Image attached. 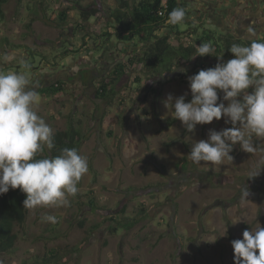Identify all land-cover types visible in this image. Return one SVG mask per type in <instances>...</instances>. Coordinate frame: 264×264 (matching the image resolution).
<instances>
[{
    "label": "rangeland",
    "instance_id": "rangeland-1",
    "mask_svg": "<svg viewBox=\"0 0 264 264\" xmlns=\"http://www.w3.org/2000/svg\"><path fill=\"white\" fill-rule=\"evenodd\" d=\"M102 1L114 8L118 3ZM185 1L193 13L205 10L208 18L203 27L207 30L241 36L248 42L264 34V0L250 13L251 5L244 0L239 6L236 0H228L230 6L222 5L221 0ZM101 3L8 0L0 7V70L26 73L33 85H38L36 111L53 133L66 131L70 119L74 121L82 137L80 154L87 157L89 166L78 193L69 197L70 206L29 210L25 226L15 227L18 238L14 252L0 255V264H54L44 262L51 250L61 253L63 259L58 264H235L231 242L242 239L245 230L264 227V139H253L258 148L254 154L237 144L230 153L233 160L197 165L188 156L194 143L207 140L211 130L232 125L221 118L197 125L190 133L173 118L174 109L166 107L180 96L191 101L189 77L233 58L223 55L221 61L209 55L182 59L155 76L141 65L133 67L117 83L122 102L117 97L114 107H108L96 99L94 81L99 71L106 73L117 63L127 62L132 52L114 42L99 55L92 49L86 55L60 57L65 45L77 48L82 42L85 29L76 32L74 28L85 10H97L86 23L92 36L87 38L91 44L101 40L97 38L105 24ZM67 8L70 26L59 28L56 20L48 19L57 18ZM249 15L250 26H245V16ZM230 17L235 18L234 24H230ZM178 29L187 31L189 26L183 22ZM202 31L198 28V33ZM4 38L10 42L9 50ZM13 45L20 48L13 49ZM29 49L48 59L29 57ZM8 54L15 57L13 62L3 61ZM28 62H34L33 67L21 68ZM57 81L65 84L63 91L57 95L41 93ZM223 95L219 93L218 103L227 106ZM259 169L260 174L251 177ZM243 186L249 192L244 200L240 195ZM93 194L96 207L89 205ZM122 209L126 210L124 216L149 217L129 231L119 229L111 235L109 227L114 223L109 218ZM48 215L55 216L57 222L43 220ZM97 224L100 227L92 230Z\"/></svg>",
    "mask_w": 264,
    "mask_h": 264
},
{
    "label": "clouds",
    "instance_id": "clouds-1",
    "mask_svg": "<svg viewBox=\"0 0 264 264\" xmlns=\"http://www.w3.org/2000/svg\"><path fill=\"white\" fill-rule=\"evenodd\" d=\"M185 16V9L177 7L168 14L166 22L176 26L184 22ZM250 34L255 35L251 30ZM228 49L234 54L233 59L189 77L190 102H186L185 95L166 104L174 109L173 118L180 120L190 133L197 125L221 118L232 125L221 131L211 130L207 140L194 143L188 156L197 165H220L233 160L230 153L237 144L254 154L258 148L253 139H264V39L233 43ZM215 53L210 42H203L192 58L212 55L222 61L223 55ZM14 60L11 54L3 57L5 62ZM37 86L26 73L0 70V195L19 189L26 194L23 204L29 210L70 206L69 197L76 196L79 182L89 171L88 160L76 148H64L56 156L44 155L45 149L51 153L55 148L54 133L36 111ZM220 92L223 100L229 102L227 106L218 103ZM169 100L173 98L169 96ZM261 169L251 177L258 176ZM240 195L242 200L248 199L245 186ZM43 220L57 222L52 215ZM231 243L235 264H264V227L245 230L242 239Z\"/></svg>",
    "mask_w": 264,
    "mask_h": 264
},
{
    "label": "trees",
    "instance_id": "trees-1",
    "mask_svg": "<svg viewBox=\"0 0 264 264\" xmlns=\"http://www.w3.org/2000/svg\"><path fill=\"white\" fill-rule=\"evenodd\" d=\"M116 7H111L109 4L104 3L101 0L105 16L104 29L98 32L97 38L101 39L99 42L91 44L92 40L88 39L92 36L86 31V23L92 17H95L97 10L83 11L81 13V23L78 28H74L75 31L79 29H85L82 34V42L77 48L64 47V51L60 54V57L65 59L70 55L83 54L86 55L88 51H95V54H101L108 45L116 42L120 45H124L128 48V52H132L128 61L117 63L109 72L99 71V78L94 81L96 88V99L103 102L108 107H114L117 97L122 102V98L119 97V90H117V83L123 76L130 73L131 68L141 65L144 67L150 75L155 76L162 72H167L176 61L182 59H192L196 54V47L203 42H210L215 48V54H222L226 57L234 58L228 48L233 43H250L244 39L238 38L233 34H222L212 30H207L203 27L204 22L207 21L208 15L205 10H201L193 13L190 5L185 0H167L164 4L163 0H115ZM8 0H0V7L6 4ZM177 7L185 9L186 16L184 23L188 24L189 29L181 32L178 29V25L173 26L168 24V14ZM70 8L60 11L57 18H48L50 21L56 20V26L63 28L70 26L69 20ZM1 16L3 15L0 10ZM38 16L32 18L27 24L28 28H31L33 22ZM180 25V24H179ZM198 28H202L203 31L198 33ZM73 30V28H70ZM88 36V38H87ZM186 38L187 42H184ZM260 39H264V34ZM5 39V46H9V40ZM93 39V38H92ZM97 40V39H96ZM10 47V46H9ZM13 49H19L20 46H11ZM9 50V48L7 49ZM29 57L48 59V57L36 50L29 49ZM198 57V56H196ZM195 57V58H196ZM207 57V56H205ZM210 57V56H209ZM33 63H27L21 66V68L33 67ZM85 73V72H84ZM95 73V72H94ZM96 74V73H95ZM82 77H86L82 74ZM62 81L52 83L48 87L42 88L43 94L57 95L65 89ZM68 129L66 131H56L54 133L55 148L48 152L45 150L44 155L56 156L60 154V151L64 148H76L80 154V147L82 144V137L78 128L75 126L74 121L70 119L68 122ZM82 182H79L80 185ZM26 194L19 189H10L6 194L0 195V255L11 254L14 252L17 242V234L15 233V227L19 226L23 228L27 222L29 209L24 208V200ZM89 205L96 207V197L91 195L89 199ZM143 210L142 213H144ZM125 209L121 212L109 218L110 222L114 225L109 227L111 235L119 231V229L131 230L138 225L142 219L149 216H137L134 218L124 216ZM100 227L97 224L92 227V230H96ZM77 249V248H76ZM71 253V252H70ZM62 255L58 250H51L50 257L44 259L45 263L58 264L62 260Z\"/></svg>",
    "mask_w": 264,
    "mask_h": 264
},
{
    "label": "flooded vegetation",
    "instance_id": "flooded-vegetation-1",
    "mask_svg": "<svg viewBox=\"0 0 264 264\" xmlns=\"http://www.w3.org/2000/svg\"><path fill=\"white\" fill-rule=\"evenodd\" d=\"M237 1V3H236V5H240V0H236ZM244 1H246V2H248V3H250V8H249V13L250 12H254V6H256L258 3H259V0H250V1H248V0H244ZM221 3H222V5H226V6H230L231 4L228 2V0H221ZM230 4V5H229ZM222 5H219V6H222ZM218 6V7H219ZM217 7V8H218ZM214 9V10H218V9ZM257 8V7H256ZM213 10V11H214ZM215 14H217V13H215ZM228 16H229V14H227L226 15V17H224L225 19H227L228 18ZM250 19H251V17H250V15L249 16H245V20L247 21V23H244L245 24V26H250V24H249V21H250ZM229 22H230V24H234L235 23V18L234 17H230V19H229ZM237 23H239V22H237ZM238 38H241V39H243L241 36H239Z\"/></svg>",
    "mask_w": 264,
    "mask_h": 264
},
{
    "label": "built area",
    "instance_id": "built-area-1",
    "mask_svg": "<svg viewBox=\"0 0 264 264\" xmlns=\"http://www.w3.org/2000/svg\"><path fill=\"white\" fill-rule=\"evenodd\" d=\"M167 2V0H163V3L165 4Z\"/></svg>",
    "mask_w": 264,
    "mask_h": 264
}]
</instances>
